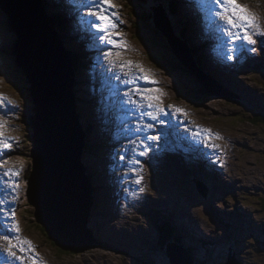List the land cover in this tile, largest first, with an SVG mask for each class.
<instances>
[{
  "label": "rangeland",
  "instance_id": "obj_1",
  "mask_svg": "<svg viewBox=\"0 0 264 264\" xmlns=\"http://www.w3.org/2000/svg\"><path fill=\"white\" fill-rule=\"evenodd\" d=\"M9 1L11 3V0ZM113 1L115 3V0ZM117 1L119 2V0ZM128 1L129 0L126 1L121 0L120 4L122 5V10L120 9V12L123 14V16L122 15L120 16L121 20H119L120 22L119 27L121 28L122 23H124L125 26L127 27L129 26L130 29H133L132 30L133 33L135 31V34L137 35L138 33L136 32V30L139 29L138 26L144 25V23L147 21L146 25L148 26L149 29L146 30V33L143 36L146 37V39H148L154 50L157 49L156 42L162 37L158 35V32H154V33L152 32L153 27L150 26L152 24L150 23V21H148L150 12L144 11V7L142 6L139 0L138 3H135L136 7L134 6V8H132L131 3L130 5L127 3ZM247 1L250 2L249 0ZM258 1H262L263 4L258 5V3H256L253 5L252 3H250L251 4L250 10L253 13H255L256 16L258 17V20H260L261 15H263L264 17V0H258ZM122 2H124V4H122ZM5 14L6 13H4V16L8 20V16ZM141 14L142 15L144 14L146 21L143 19L140 21L138 20L139 21L138 24L140 23L138 26L135 23L132 24L131 21L134 20L133 22H136L137 17L140 18ZM38 16H39L38 18L42 20L40 18L41 14H38ZM1 21L3 22L4 25L3 19H1ZM1 27L2 25L0 24V29ZM259 28L260 30L264 31V28L262 26H259ZM42 29L43 30L45 29V26L43 24L42 27H40V31H43ZM4 30L6 31V29ZM130 37H131V42H130L131 59L134 60L135 63H138L143 67H148L147 69H145L147 73H149L150 71H156L161 75V79L158 80L161 81L160 83L161 86L159 87L160 89H162V94L165 95V98L170 99V96L173 94V97L175 95L179 102L186 103L190 108H194L192 113L196 114V117L199 120L197 119V123H198L197 124L195 121V115H186V117L188 118L189 116L192 117L191 119L193 121H191L190 124L192 125V127H195L196 124L200 125L203 130H210V132L213 133V139L210 140L209 143L211 147L212 145H215L216 147L214 148V150L217 149L218 151L217 154H213V155L218 156V158L221 161L225 160L224 166H226V168L221 166L218 162L216 163V165H212L213 169L216 171L215 176L219 180L218 186L213 185L209 180V177L205 175V179L203 180V182L208 187L203 185L202 182L201 183L194 182L193 184L189 185V188L187 189L186 193H184L185 188L178 185L176 182L171 185L169 183V180H167L165 174L159 173L156 174L155 176H152L153 182H156V180H158L160 183L157 181V184L163 186L165 190L168 189V191L165 192L164 190H157L156 188L151 186L150 187L151 197L154 198L159 195L165 194V196L160 198L159 201L167 203L168 206L172 205L170 198L175 199V204L172 205L173 206L172 211L176 215H174L175 216L174 219L171 218L170 220L171 223L168 222L166 225H171L170 232L173 236V239L174 237L177 238V240L179 241V245H181V247L188 253L190 258L194 260V263H190L189 260L185 259L183 261V264H188V263L226 264L228 262V258H233L237 264H264V66L258 68L256 71L252 73H249L251 78L253 77L255 80L256 78L261 79L262 88L259 89V97H255L250 100L238 99L236 97L232 99L230 97L229 99H227L225 97L228 93L224 89L208 81L209 83L207 82L208 83L207 86H209L210 90L212 91V95L210 96L211 98L209 99L207 97L209 99L208 101L203 102L202 105L198 103L199 105L196 106L183 101L181 96L176 91L179 90L178 89L179 85L181 86L187 85L191 87L193 86V88L196 89L198 86V81L195 80L194 78L188 77L185 74L184 76H181V78L183 79L180 80L178 75L179 72L170 75L158 68H149L151 66L152 67L154 66L147 61L148 55L146 53L149 54L148 45L143 43L141 39H138L132 33ZM260 38L261 40H264V37H260ZM7 41H8V36L3 35L0 32V43L7 44V46H9V52L7 53L9 59L8 61L5 59L4 55L0 54V76H3V78L0 80L3 85L2 87H0V95L3 94L1 96L7 98L6 100H4V107L0 108V120H2L3 116L7 114V112H9L13 114L14 122L17 123L16 117L19 115V113L23 114L24 116H26V114H30V105L28 99H25L24 97L27 96L28 93L26 90L27 84L25 85L23 83L25 80H23V78L21 77L19 78L18 76H16L17 80L15 82V80L12 77H10L13 75L10 76L8 75L9 71L6 64L10 63L11 68L13 69V65H12L13 56L11 55V48L9 42ZM259 45H260L259 49H256L254 53L251 52L253 55L259 56L264 53V50H261V47L264 48V42L263 43L260 42L256 44V47ZM7 46L4 47L2 50H6ZM199 48L200 47L198 46H194V49H196V55L198 57L199 63L202 69L206 73L211 74V71L213 72L214 67L213 65H211L210 61L206 58L202 49L200 48L199 50ZM112 51L120 52V50L116 48H114ZM74 56L76 57L77 54ZM113 59L115 60V63L117 65H119L120 59H122L124 62L122 54L119 60H116L115 57ZM187 59L191 67L194 69L193 65L191 64L192 61L190 62V58L188 57ZM108 63L110 64L109 61ZM230 63L234 64L233 61H230ZM118 68L119 67H116V69ZM81 70H79V72ZM83 70H87V69L84 67ZM79 72L77 73L81 77L83 74ZM87 75L88 78L92 76L91 73ZM200 76L202 77V75ZM241 76L242 75H237L236 79L239 80ZM202 79L205 80L203 77ZM246 79L247 76H244L241 78L240 82L243 83L247 81ZM82 82L83 81H81L80 84H82ZM250 85L252 87L251 83ZM98 86L102 91H104V88H102L100 84H98ZM229 86L232 87L234 90H236L234 83H231ZM163 88H165V90H163ZM108 91L111 92L113 91V89L109 88ZM82 92H84V90H82ZM97 93L99 95V91H97ZM30 99L31 96L29 93V100ZM85 101L89 102V98H86ZM238 101L244 104L242 105L238 104ZM231 108L232 111L228 110ZM93 109L97 111L94 107ZM201 109L204 114H208L207 119H206V115L202 116L201 112H199V110ZM248 110L251 111V114H254L255 117L258 116L257 120L259 121L258 122L259 125L253 126L244 123V120L247 119L245 118L246 115L250 113ZM196 112H198L199 114L198 116ZM217 115H219V117H217ZM241 115L244 117H242ZM82 118L84 119L83 113H82ZM212 118L214 122L212 121ZM24 119L27 118L24 117ZM4 123L13 124L12 126H10L8 130H6L7 132L4 133L5 139L8 140L11 145L10 150L7 151L8 156L10 157L12 156V159L9 162L16 163V161L18 160L21 161V163L24 165L23 167L24 173L20 182V187L22 188L21 191H23V194L21 201L19 203L20 205L18 204L19 213L15 217V224L18 225L20 231H25V228L31 227L33 225L31 229L29 228V233L32 232V230H34L30 234H34L35 238L39 241L40 243L39 256L44 260L45 263L48 261H51L55 264H57L56 262H60L61 264L64 263L85 264V262H94V261L101 263L104 261L99 259V255H102V257L108 258L111 264H137V262H140V264H170L166 254L167 247L163 248L159 246L160 244L159 241L166 240V238L165 237L162 238V236H160L159 241L156 242L155 236L151 237V234L153 233L154 234L160 233L159 230L161 226H163V220H161L157 216V214L160 212H155L152 214L151 213L149 214L147 212L146 214H140L141 212H137L136 209L133 210L127 207L126 201L123 200L121 202L124 204L125 212L130 214L129 217L126 218V220L130 221L128 224L146 225L142 230H138L137 228H135L137 232L133 236H137V238L133 240H136L138 238L139 239L136 240V243L133 244L132 249H128L126 253L115 252L113 249L110 250L105 249L102 248L101 245L97 244L95 236L90 232V227H91V223L92 225L94 223H97L98 225V221L101 222L103 220V216L100 217L99 213H97L96 210L93 211V214L91 216L93 206L90 212V217L87 222L88 223L87 230L90 233L92 240L95 242L93 244V247L95 248H90L89 251L82 253L80 255L69 257V256H63V254H60V252H56L53 249V247H49L45 243L43 238L39 237L37 233H35L38 232L37 225L38 226L40 225L37 223L36 218L34 217L33 214L34 208L29 204V198H28L29 177L27 175L30 176V173L32 171L31 166L33 164H32V159L29 156L30 155L29 152L32 148V143H29L27 139V135L24 134L27 133L28 129L23 124L22 120L18 122L20 124V127L22 126V128H18L16 124L14 125L13 122L10 123L4 122ZM79 124L84 127L86 134L87 131H89L90 134L93 133L91 132L92 127L90 125L84 123H82L83 125L81 123ZM23 125L26 128H24ZM217 126L221 128H217ZM16 132H19V135H17ZM109 132L114 138L116 137V135H118L116 132H114L111 129L109 130ZM194 132H196L195 129ZM22 134H24L25 137H23ZM94 136L95 133H93V135H89L88 137L91 138ZM215 137H219L218 139L219 141ZM220 141H222L223 143L225 142L227 145L228 144L230 145L229 146L230 149L228 147L227 150H230L233 157H235V162H233L232 164H227L228 163L227 151L226 148H224V146L220 143ZM86 142H88V140H86ZM102 143L103 146L99 147V144L101 145ZM131 145L132 144H129L128 146ZM90 146H93L92 150L90 149ZM105 147H106L105 140L98 141L96 145L90 143L85 144L84 147L85 149L83 150L82 153V165L83 167L85 165L88 168L86 177L90 181V186L92 185L91 183L92 175L89 169L92 165L91 161L96 162V158H97L98 165L104 163V158L103 160H101L98 153L92 154V152L96 148L102 151L104 150ZM206 149L211 150L209 146ZM11 150H17L18 153L16 155L15 153H10ZM88 156H89V160L86 159V157ZM142 158L144 160V157ZM7 165H13V164H7ZM149 170H151V165L147 163L145 167V171L146 174L150 175ZM111 180H112V176L110 175L108 177V181L111 182ZM123 181L130 183L129 179L125 177L123 178ZM0 184H2V187L4 189L5 181L4 179H2L1 174H0ZM228 185H231V187H228ZM95 189L96 188L93 187V193L96 192ZM93 196L96 199H98L97 192ZM135 196L137 197V195ZM7 197L10 198L11 196L7 195ZM15 199L17 201V196H15ZM140 202H142V200L135 201V204L138 207V209L147 208V206L145 205L139 207ZM182 206L190 207V209L194 208L196 210L195 212L197 213V215L199 214L202 217V218L200 217L199 219L200 220L199 225H192L191 223H189V225L194 230L192 228L186 229L182 227V231H180L179 225H177L178 218H180L179 220H182L185 219L186 215L189 217L190 214V212L187 210L184 215L182 211ZM161 209L167 210V207ZM95 214H97L96 217ZM169 214L172 215L171 212H169ZM134 216L135 217L137 216L136 224L135 221L134 223L131 222L132 219L135 218ZM6 222L7 221H4L3 223ZM9 224L11 225V219L9 220ZM184 224L186 225L185 221H182L181 225ZM129 225L124 224L122 226L121 232L123 234L131 235L132 233L135 232V229L129 232L132 229V227H130ZM147 225H149V227ZM29 233L28 235H30ZM173 233H175L176 236L173 235ZM194 233L197 235V237L194 236ZM202 240L204 242H209V243L207 244L202 243L201 242ZM25 241H26V237H25ZM126 242L130 243L127 238H126ZM0 243L4 247H7L5 241H0ZM175 243L178 244L177 242H174V245H176ZM25 247L27 246L25 245ZM25 253L27 255H30L28 252ZM179 253L180 252H178V254ZM45 255L48 257V259L46 258ZM26 259L29 260L28 257H26Z\"/></svg>",
  "mask_w": 264,
  "mask_h": 264
},
{
  "label": "bare ground",
  "instance_id": "obj_2",
  "mask_svg": "<svg viewBox=\"0 0 264 264\" xmlns=\"http://www.w3.org/2000/svg\"><path fill=\"white\" fill-rule=\"evenodd\" d=\"M4 1L8 4V7H10V6H11L10 8L16 7L14 4V0H11V3L9 0H4ZM42 1H43V5L45 7V10L47 12V14H45V16H46V19L48 21V24L53 30L57 31L56 34H57L59 40H62L66 43V45L68 47V54L70 55L71 59H72V57H74L75 53L80 52L79 49H81V48H82L83 52H87L86 60L83 63H84V67L88 71L87 74H90V73L92 74V76H90V78H88V80L91 82H97L98 84L101 85L102 88H104V92H107L106 95L104 96V98L101 100V104L103 106H108L111 110H113V113H112V111L110 109H107L106 110V117L111 119L112 116H114V118H115L113 124L115 126V129L120 133V135L118 134L119 140L117 141V143L118 144L123 143L125 141L126 136L131 135V132L125 126H123L124 123L127 122V112L130 113V111L131 112L135 111L136 115L141 119V121L144 124L152 123L154 125L152 130L144 131L142 133L141 141L145 135L161 134L158 132L159 124H157L154 121L149 120L147 117H141V108L139 107V105H144L143 110L147 111V108H146L147 101H142L139 95H135L134 93H132L131 98L135 99L137 101V106H133L131 103H129L128 99L125 98L123 95L124 91H128L133 87L132 85H126L124 83V81L128 80V79H134L135 75L138 73L139 70L138 69L132 70L131 72L127 73V75H125L124 73H121L120 70L116 69V67H111V64H109L108 61L106 62L105 59L103 58V52L106 50L112 51L114 47L99 42L98 37H99V35H101V33L93 32V30L90 27V24L82 23L83 20L88 19L87 17L80 15L81 12H83V9L87 8V0H74L77 3L76 9L78 10V14L80 15L78 20H74L73 18H66V16L63 13H61L60 11H56L50 5V3L47 2V0H42ZM178 1L179 0H173V1L164 0V1H162V3L164 4V8L155 7V6L150 8V14H151V18H152L154 26H155V22H159L164 28H167L169 30L170 40L158 28L155 27L157 30V31H155V29L153 27V30L155 32H158V34H160L161 36H163L165 44H167L168 47L173 51L175 57L185 67H187L189 70L193 71V73L195 75L194 79L196 80V78H197V81H198V86L196 89L198 90L201 87H203L208 92H210V94L212 95V91L210 90L209 86H207V84L209 82H211L213 84L218 85L219 87H221L222 89H224L228 93L225 98L229 99L231 97V99H232V98H235L236 96L229 90L227 85L234 83V85L236 87V91L237 92H243V93H241V95L247 94L246 97L250 96L252 99L255 97H259V89L262 88V85H261L262 82H261V79H259V78H256V80H255L253 77L252 78L247 77L246 80L252 84V87L250 85L249 88H247L244 84L239 86V84L233 80V75H228V76H226L225 74L220 75L215 68L213 69V72L211 71L210 75H207L208 73H206L202 69V67H200V68L198 67V63L196 62V58L192 52L194 51V46L199 47V45L194 40V38L191 34V31H190V28L193 26L194 22L192 21L191 24L185 23V21L183 19L182 12L178 8V6L176 5ZM119 2L121 3V0H119ZM205 3L207 4V0H203L202 5L197 7V8H201L204 11H206V13H207V8L205 7V5H206ZM122 4H124V2H122ZM150 6H153V5H150ZM43 11H44V9H43ZM159 11H162L163 14H160V13L157 14ZM54 15H57L59 17L58 21H55V25H56L55 27L52 26L53 25L52 22L50 23V19H51L50 16H54ZM207 15H208V13H207ZM38 17H39L38 15H36V16H31V15L25 16L24 17V19H25L24 23L27 22L26 24H29L31 27H34L35 31H36V29L40 30V27H42V24H43V19H42V16H40V18L42 20H40ZM178 18L181 19L180 29H178ZM208 18H209L210 22H213V18H211L209 16H208ZM1 19H3L5 27H4ZM216 19H218V18H216ZM133 21H131L132 24L134 23ZM8 23H9V18L7 20L6 17L4 16V14H3V16L0 14V24L2 25L0 30L6 29V31H8L9 30ZM65 23H67L66 26H64ZM116 24L118 25L119 23L116 22ZM128 28H129V26L125 27V28H120L118 25L117 30L123 33L122 40L124 42H126V49H119V50L122 52V55L126 59V61H131L133 65H136L138 63H135V61L132 60L130 57L131 37H130V34L128 32L129 31ZM210 28H211V30L215 31V26L213 24L210 25ZM62 31H64V32H62ZM217 36H219V34H217ZM39 45L40 44H38V50L37 51L41 53L42 57H44V55L42 53V49ZM90 45L94 46L95 50L94 49L90 50V48H89ZM84 47H85V49L86 48L87 49L85 50ZM0 50H1V43H0ZM199 50H200V48H199ZM188 57L190 58V62L192 61L191 64L193 65L195 70L189 64V61L187 59ZM72 61H73L72 65H74V59H72ZM197 61H199L198 57H197ZM121 63H123L122 59L119 60V64H121ZM143 68L147 69L148 67H143ZM149 68H156V67L151 66ZM80 72L82 74H84V70H81ZM199 73H200V75H202V77L205 80L202 79V77L199 75ZM243 73L248 76V75H250L249 73H252V72H243ZM149 74L151 75L152 79H154L158 82L157 86L158 87L161 86V84H160L161 81H158L161 79V75L156 71H150ZM8 75L9 76L13 75L10 77H12L16 82L17 78H16L15 74H12L9 71ZM2 78H3V76H0V80ZM79 78H81V77L77 73V77L75 79V84L77 82L81 83V81H83L82 79H79ZM252 79H253L254 83L252 82ZM139 83L142 87H152V85L143 84L142 81ZM123 85H126V86L124 87ZM2 86L3 85L0 81V87H2ZM109 88H112L113 91L109 92L108 91ZM120 90H123V91H120ZM163 90H165V88H163ZM246 90H247V92H246ZM90 94L91 93H88L86 95V97H88ZM1 95H3V94H1ZM92 96L97 97L98 96L97 91L92 92ZM81 97H83V99H86L84 92H82ZM6 99L7 98H5L4 100H6ZM238 99H242L241 96H238ZM88 103L91 104L98 111V113L100 115H103V111L99 107L96 106L95 100L93 98L92 99L89 98ZM185 104L186 103L179 102L175 95L173 97V94L170 96V99L165 98V95L161 94V105L171 106L172 109L173 108L182 109L185 113H187V115H195V121H197L198 118L196 117V114L192 113L194 108H190L187 104L186 105ZM238 104L242 105L244 103H241L240 101H238ZM126 105H128L131 108V110H129V108L126 107ZM83 108H84V105H83ZM186 109H189L190 111L186 110ZM228 110L232 111V108L228 109ZM199 112H201L202 116L206 115V119H207L208 114H204L202 112V109L199 110ZM168 113H169L168 115L161 117V119L165 122L163 124V127H166L170 131V133L167 136L168 137L167 142H166L167 145H170V148L175 150V152H177L179 150V148L181 147L182 151L187 152L186 157H188L193 163L195 162L196 156L199 153H201L202 154L201 158L204 161H201V158L199 157V162H198L199 168L202 169L203 167H205V168H203L205 175H207L209 177V180L211 181V183L213 185L218 186L219 180L215 176L216 171L213 169L212 165H216L217 162L221 166H223V164H222V161L218 158V156L213 155V154L218 153L217 149L214 150V148L210 146V143L208 141V145L211 148V150L207 149L211 153V155L208 157L205 154V151L203 149L204 148L203 143L205 144L204 132H201L200 135H198V136L194 135V133H196V132H194V127H192V125L190 123H188L189 121H188V117H186V115H179V114L173 112L172 110H170V112H168ZM196 113L198 116L199 115L198 112H196ZM217 117H219V115H217ZM242 117H244V116H242ZM247 119L244 120V123H247L249 125H253L251 122H247ZM2 120H4V119H2ZM82 120H84V119L82 118ZM98 120H99V123H101L100 118ZM201 121H204V120H201ZM212 121H213V118H212ZM18 122L19 121H17V123ZM31 123H32V121H30V124ZM81 124H82V122H81ZM197 124H196V126H197ZM6 125L12 126L13 124H6ZM138 125H140V124L135 123V125L133 127H131V130L134 133V136H138L141 134V132L140 133L135 132V129ZM186 128H187V131H185ZM217 128H221V127L217 126ZM80 129H81V132L83 134L84 144L90 143V144L96 145L97 142L100 141L99 137L96 134L94 137L89 138L88 136L93 135V133L90 134V132L87 131V134H86L84 127L81 125H80ZM110 129L115 132L114 127L112 125H109V130ZM182 131H185L186 134L181 133ZM46 134L49 135L48 138H51L52 135L50 133H46ZM211 134L213 136V133H211ZM41 137H44V135L41 134ZM111 139H114V137L112 135H110V137H109V140H111ZM86 140H88V142H86ZM162 140H164L163 136H162ZM131 141L132 140H129L127 142L128 144L126 146L106 145L105 148L108 150L106 153L107 159H105V162L103 163L106 166H101L100 169L102 171H107L109 173V176L110 175L112 176V180H111V182L108 181L109 176L93 178V180H92L93 183L91 185V189H92V187H95V188L100 187V189H102V190L106 189V192L104 194H99V191H97V197L101 202H103L104 204H106L110 207H115L117 205L124 206V204L121 202L123 200V201H126L127 206L129 208L138 210V207L136 206L135 201L142 200V205H145L148 207V209H151L153 204H154L153 202L154 201L159 202V199L162 198L163 196H165V194L159 195V196L154 197V198H152V197L150 198L149 197L150 192H149L147 194V197L145 198L141 193H139L135 189H134V191L131 189H128L127 192H124L122 187L127 188V185L129 183L124 182L123 181L124 177H121L117 174L118 172L119 173H127L128 172L127 166H126L127 163L128 162L132 163V161L136 160L135 152L133 149L134 146L132 144L133 142H131ZM184 142H186V143L184 144ZM220 143L224 146V148H226L227 155H228L227 156V158H228L227 164H232L233 162H235V157H233L230 150H227L230 145L229 144L227 145L225 142L223 143L222 141H220ZM129 144H132V145L128 146ZM216 144H217V142H216ZM92 148H93V146H90L91 150H92ZM229 149H230V147H229ZM4 150H6V149H4ZM47 150H51V149H49L47 147ZM72 150H73V148H71L70 151H72ZM160 150H161V146H160L159 150H153L154 152L153 151L149 152V155L144 157L145 158L144 161L146 163H149L152 159L151 154L152 153L158 154ZM110 152L121 153V155H123L125 157V159L122 161L121 159H118V156H111L110 157ZM10 153H15V155H16L18 152H17V150H12ZM97 153H99L98 148H96L92 152V154H97ZM11 159H12V156L11 157L7 156L8 161H11ZM100 159L103 160V157L100 156ZM97 161L98 160L96 158L95 165L97 164ZM84 168H85V173L87 175V167L85 165H84ZM141 169H143V168L141 167ZM0 174H1V171H0ZM165 174H166L167 180H169V183H172V184H174L176 182V180H180L181 177L185 178L187 176V174L185 172L181 173V177L175 176V175H173L172 170L165 171ZM142 175L145 177V180L152 187L156 188L157 190H164L163 186H160L159 184H157L158 180H156V182H153L151 180V178L149 177L150 176L149 174L145 175L142 173ZM18 179L20 181V177ZM16 182L18 183V188H16V189L13 188V189L16 191L17 202L19 204L21 201L23 193L21 191L20 182H18V181H16ZM228 187H231V185H228ZM2 190H3V187H2V184H0V192ZM135 195H137V197ZM170 199H171V204L172 205L175 204V199H173V198H170ZM1 201H2V197L0 195V202ZM83 201H84L83 199H76L75 201L72 202L70 207L67 209L72 210V209L82 207ZM154 206L158 207L159 204H156ZM17 207H19V206H17ZM160 207L161 208L168 207V204L167 203H161ZM33 208L35 210V207H33ZM183 208H186L190 212V214H189V217L186 215L185 219L179 220L180 218H178L177 225H179L180 231H182V227L191 229L192 227L189 225V223H191L192 225H199V222H200L199 219L201 216L199 214H198L199 216L197 215V213L195 212L196 210L194 208L190 209V207L182 206V209ZM34 210H33V214H34V217L36 218ZM162 210L166 211L164 209H162ZM15 212H16V214H18L19 209L14 208L11 212V215L13 216V213L15 214ZM111 212H113V211H111ZM139 212H141L140 214H145L144 211H142V210H139ZM169 212H171L172 215H176L173 213V211L170 210V208H169ZM183 214L185 215V213H183ZM44 217L46 219L50 220V225H54L55 223H57L58 225H66L65 227L58 226V227H53V228H68V227H70V225H78V222L80 221L79 216L76 217V215H74L73 218L72 217H66L63 214H61L60 211H56V212L53 211V212L44 213ZM4 221H7V215L6 214H2L0 216V233L1 234H4V232L6 231L7 223H3ZM134 221H136V217L134 219H132L131 222L134 223ZM182 221H185L186 225L185 224L181 225ZM129 222H130L129 220H126V218H122V217H116L113 215L112 216H103V220L101 222L98 221V226L105 231V241L106 242L113 244L115 246H118V247H120V246L123 247V245L127 243L126 238L129 240V242L132 241L133 239L137 238V236H133L137 232V230L135 228H137L138 230H142L145 227V226L137 225L136 223H135L136 225H129L128 224ZM124 224L132 227V229L129 232L133 231L134 229H135V232L132 233L131 235L123 234L121 232V229H122V226ZM138 232H140V231H138ZM28 233H29V227L25 228V231L19 230V233L18 234L15 233V235L16 236H18L19 234L25 235L26 241L31 242L32 248L34 250H36L37 248L40 250V245H39L40 243L35 238V235L30 234L32 232L29 233L30 235H28ZM126 235H127V237H126ZM15 241H16V238H14V242ZM203 243L207 244L209 242H203ZM99 259L103 260L104 264H111V262L108 260V258L102 257V255H99ZM40 262H41V264H45V262L42 258H40ZM7 263L11 264V260H8ZM0 264H2V262ZM64 264H67V263H64ZM85 264H99V263L94 261V262H85Z\"/></svg>",
  "mask_w": 264,
  "mask_h": 264
},
{
  "label": "water",
  "instance_id": "obj_3",
  "mask_svg": "<svg viewBox=\"0 0 264 264\" xmlns=\"http://www.w3.org/2000/svg\"><path fill=\"white\" fill-rule=\"evenodd\" d=\"M14 4L16 7L10 8L4 0H0V14L3 16L6 13L9 18L13 65L21 72L25 80L23 83L27 84V96L30 93L32 100L30 158L33 165L28 178L29 203L35 207L38 224L57 247L72 251L90 249L95 243L87 230L93 199L90 181L82 165L85 144L75 111L72 60L63 49L56 32L49 26L42 0H14ZM159 13L163 14L162 11ZM38 14L43 19V31H35L34 27L24 23L25 16ZM155 27L170 40L167 28L159 22H155ZM38 44L44 57L37 51ZM179 70L181 80L185 73ZM46 133H50L51 138ZM47 147L51 150H47ZM76 199L84 200L82 207L67 209ZM53 211H60L66 217L79 216L80 221L78 225L68 228H53L66 226L57 223L50 225L44 213ZM159 243L160 246L163 242L160 240ZM166 254L170 264H183L185 259L193 263L190 256L174 244L167 246ZM235 263L233 258H228L226 264Z\"/></svg>",
  "mask_w": 264,
  "mask_h": 264
},
{
  "label": "snow or ice",
  "instance_id": "obj_4",
  "mask_svg": "<svg viewBox=\"0 0 264 264\" xmlns=\"http://www.w3.org/2000/svg\"><path fill=\"white\" fill-rule=\"evenodd\" d=\"M114 7L115 5L112 0H87L86 15L88 19L83 20L82 23L90 24L93 30L101 33L98 37L99 42L116 49H126V42L122 40L123 33L117 30L118 25L113 20V17L119 19L118 13L111 11ZM205 7L207 8L209 17L214 19L218 18V20L223 21V27H221L219 31L227 38L229 44L234 46L238 42H242L248 46H252L261 42L257 37H264V31L259 28L258 17L256 14L246 6L242 5L239 0H207ZM92 18H94V20ZM233 50H235V48L229 49V51ZM246 50L254 53L256 48L248 47ZM114 57L116 60H119L121 58V53L119 51L113 52L111 50L103 52V58L110 62L111 67H119L121 73L127 75V73L132 71L133 67L139 70L134 79L124 81L126 85L133 86L130 90L124 91V97L127 98L129 103L133 106H137V101L132 99L131 95L132 93L139 95L142 101H147V111L143 110L144 105H139L141 108V117H147L149 120L154 121L159 125H163L165 122L161 117L166 116L169 113L161 106L162 89L157 86L158 82L152 79L149 73H146V70L142 65H133L131 61L117 65L113 59ZM226 59L232 60L233 56L228 55ZM141 81L143 84L152 85V87H142L139 83ZM4 99L3 96H0V108L4 107ZM169 107L171 108V106ZM172 111L179 115H187V113L179 108H173ZM153 127L154 125L152 123L138 125L135 132L140 133L144 130L150 131ZM5 130L6 124L0 120V148L8 149L11 145L4 137ZM185 131H187V128ZM203 131L205 147H208V141L213 139V136L210 130ZM200 133L201 130L198 129L194 135L198 136ZM162 136V133L145 135L141 143L138 145L140 151L137 154L141 157H145L149 155V152L159 150ZM215 138L219 139V137ZM212 147L215 148L216 146L212 145ZM120 159L123 161L125 157L121 155ZM132 163L139 166L133 167L131 170V174L135 177L133 183L140 185L143 181V177L140 175L142 164L139 160L132 161ZM19 174V171L5 173V175L11 177H18ZM12 187L14 189L18 188V183L15 180L13 181ZM144 191L145 189L143 187L138 189L139 193H143ZM11 230L18 234V225L12 223ZM0 241H5L7 243V248L4 251L11 260L23 264L25 259L23 253L28 252L30 254L29 264H40V261L34 256L35 250L32 248L30 241L16 240L14 242V240L8 235H0ZM25 245H27V247H25ZM17 252L21 254L18 255Z\"/></svg>",
  "mask_w": 264,
  "mask_h": 264
},
{
  "label": "trees",
  "instance_id": "obj_5",
  "mask_svg": "<svg viewBox=\"0 0 264 264\" xmlns=\"http://www.w3.org/2000/svg\"><path fill=\"white\" fill-rule=\"evenodd\" d=\"M129 2L132 4V7L134 8V4L135 3H137V0H129ZM142 3H145V5H146V7H144V11H149L150 12V8L151 7H154L155 5H153V4H151V3H146L144 0H141V4ZM162 3V2H161ZM161 3H158V4H161ZM144 5V6H145ZM150 5H153V6H150ZM148 6V7H147ZM136 7V6H135ZM157 7V6H156ZM135 10V9H134ZM136 14V13H135ZM145 20L146 21V19H145V17H144V14L142 15L141 14V16H140V18H138L137 17V19H136V22H134L135 24H137V26L140 24H138V22L140 21V20ZM139 20V21H138ZM148 21H150V23L152 24V25H150V26H152V27H154V29H155V31H157L156 30V28H155V26H154V24H153V21H152V18H151V14H150V16H149V18H148ZM144 22V21H143ZM146 23H147V21L144 23V25H139L138 26V30H136V32L138 33L137 35L135 34V31H134V33H133V29H131L130 31H131V33L132 34H134L138 39H141L142 40V42L143 43H145L146 45H148V52H149V54L148 53H146L147 55H148V62L150 63V64H152L153 66H155L156 68H158V69H160V70H162V71H164L165 73H168V74H170V75H173V73L175 74V73H178V72H180V70H179V68L180 69H182L183 70V72L185 73V75H187L188 77H191V78H194V73H193V71H191V70H189L187 67H185L176 57H175V55H174V53H173V51L168 47V45L167 44H165V41H164V38H163V36H161L160 34H158V35H160V37H162V38H160L159 40L160 41H162V42H160L159 40H157V42H156V45H157V49H155L154 50V48H152V46H151V43L148 41V39H146V37H144L143 35L146 33V30L147 29H149L148 28V26L146 25ZM149 26V27H150ZM180 26H181V19H179L178 18V29H180ZM152 31V30H151ZM154 31V30H153ZM152 31V32H153ZM154 31V32H155ZM62 32H64V31H62ZM153 32V33H154ZM148 33V32H147ZM161 44H163V45H161ZM145 45V46H146ZM166 45V46H165ZM193 53V55L195 56V58H196V62L198 63V67L200 68L201 67V65H200V63H199V61H197V56H196V49H194V51L192 52ZM150 55V56H149ZM167 58V59H166ZM72 59H73V57H72ZM170 59V60H169ZM167 61H168V63H170V64H168L167 63ZM173 64V65H172ZM74 65H75V60H74ZM73 65V66H74ZM177 67H176V66ZM179 67V68H178ZM74 68H75V66H74ZM16 72H17V74H19V75H22L21 74V72L20 71H18V70H16ZM207 75H210L209 73L207 74ZM196 80H197V78H196ZM187 86V85H186ZM185 85H179V89H180V92H179V90L177 91L178 92V94L181 96V98L183 99V101H185V102H187V103H189V104H193V105H196V106H198L199 104L200 105H202V103L203 102H205V101H208L209 99H210V96H211V94H210V92H208L206 89H204L203 87H201L200 89H194L193 88V86L191 87V86H187L186 87ZM182 94V95H181ZM28 95V94H27ZM25 97V99H28V101H29V103H31V101L29 100V97L28 96H24ZM209 99H208V98ZM233 101V100H232ZM199 103V104H198ZM250 113L249 114H247V116H246V118H248L247 119V122H251L254 126H256V125H259L258 124V116H256L255 117V115L254 114H251V111H249ZM32 114H33V109H32V112H31V114H30V116H27L26 118V120H27V124H25V126L27 127V129H28V131H27V139H28V141L31 143V141H32V136H33V131H32V128H31V124H30V121H31V116H32ZM29 115V114H28ZM30 117V118H29ZM250 118H252V119H250ZM255 119H256V121H255ZM26 120H25V122H26ZM29 132V133H28ZM29 154H30V152H29ZM31 166V165H30ZM28 177H29V175H27ZM31 226V225H30ZM33 226V225H32ZM31 226V227H32ZM31 227H29L30 229H31ZM37 230H38V232H35V233H37V235H39L41 238H43V240L45 241V243L49 246V247H53V249L56 251V252H60V254H63V256H69V257H71V256H76V255H80V254H82V253H85V252H87V251H89L90 249H79V250H75V251H72V250H68V249H64V248H59V247H57L56 245H55V243L49 238V236H48V234L46 233V231H45V229L43 228V227H41V226H38L37 225ZM170 230H171V228H169V226L168 225H166V226H164L163 227V230L161 231V234H163L165 237H166V240H163L162 242L163 243H161V246L163 247V248H165V247H167L168 246V244L169 243H172L171 242V239L174 241V242H177L178 244H179V241L177 240V238H175L174 237V239H173V236H172V234H171V232H170ZM34 230H32V232H33ZM162 235V236H163ZM173 235H175V233H173ZM176 236V235H175ZM93 248H95V247H93ZM59 256H61V255H59ZM65 258V257H64ZM137 264H140V262H137Z\"/></svg>",
  "mask_w": 264,
  "mask_h": 264
}]
</instances>
